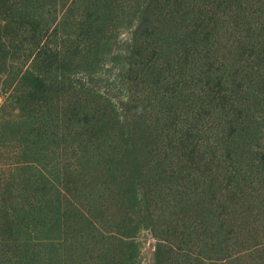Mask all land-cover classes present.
<instances>
[{
    "label": "trees",
    "instance_id": "trees-1",
    "mask_svg": "<svg viewBox=\"0 0 264 264\" xmlns=\"http://www.w3.org/2000/svg\"><path fill=\"white\" fill-rule=\"evenodd\" d=\"M144 231L264 264V0H0V264H141Z\"/></svg>",
    "mask_w": 264,
    "mask_h": 264
},
{
    "label": "rangeland",
    "instance_id": "rangeland-1",
    "mask_svg": "<svg viewBox=\"0 0 264 264\" xmlns=\"http://www.w3.org/2000/svg\"><path fill=\"white\" fill-rule=\"evenodd\" d=\"M132 24V20L131 23H124L122 20L118 21V32L116 36H113L111 39L112 49H114L115 52L123 53L121 51L128 48L131 41ZM116 71H118L117 64L115 62H112L111 60H108L107 58V63H105V65L102 67V80L99 81V86L108 92H112L116 96L115 98L117 99L119 106H121L120 100L123 98V95H125V93L121 88L113 92L111 88L112 84L110 83ZM4 125H11V123H5ZM11 139L12 138L8 140L10 141ZM9 159L7 158V156H5L4 160L9 161ZM139 238L143 242L142 257L140 258L141 264H153V256L156 243L155 237H153L150 233L144 231L141 233Z\"/></svg>",
    "mask_w": 264,
    "mask_h": 264
}]
</instances>
